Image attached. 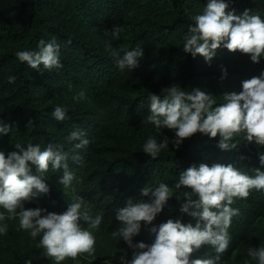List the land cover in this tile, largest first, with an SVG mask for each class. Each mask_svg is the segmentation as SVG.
<instances>
[{
	"label": "trees",
	"instance_id": "obj_1",
	"mask_svg": "<svg viewBox=\"0 0 264 264\" xmlns=\"http://www.w3.org/2000/svg\"><path fill=\"white\" fill-rule=\"evenodd\" d=\"M226 2V13L240 16L248 9L264 19V0ZM206 3L207 0H6L0 7V121L12 127L9 135L0 138V150L11 152L16 143L39 144L42 150L50 144H60L71 154L72 145L66 143L65 137L76 128L83 130L90 144L82 151L79 162L69 159L68 164L78 181L74 195L93 205V215L104 212L99 228L103 236L111 237L118 227L115 213L128 199H139L146 185L155 188L165 183L172 188L180 172L193 164H231L249 176L259 168L258 153H264V148L246 144L242 137L238 148L231 151L216 147L218 137L209 139L197 133L178 150L170 143L158 159H150L142 152L148 136L157 135L153 126L143 123L149 115L148 93L160 94L175 84L182 90L199 88L221 103L225 93L238 94L243 81L264 71V60L254 64L248 55L223 48L217 50L210 64L182 51L183 35L193 23L192 17L202 12ZM56 13L62 15L61 20L56 19ZM66 23L71 24V30ZM115 25L123 29L120 38L112 42L121 55L137 46L144 52L139 66L131 72L118 71L105 51L104 32ZM53 37L60 45L61 69L39 73L17 60L16 52L36 50L40 40L47 42ZM222 68L227 70L224 79ZM10 75L16 77L14 84L7 81ZM80 92L107 113L106 123L84 119L68 107V118L57 123L51 113L60 105L42 101L47 95L71 98ZM164 137L171 141L173 131L163 129L159 139ZM136 141L140 144H134ZM58 179L50 173L49 193L26 202L25 208L42 204L48 212L66 211L71 196L56 190L60 186ZM183 202V196L173 191L172 199L153 225L158 227L177 218L185 224L194 223L187 215L181 216ZM231 207L239 209V215L232 219L230 245L222 261L244 264L249 260V246L264 245V236L254 234V225L264 212V191L236 199ZM151 227H142L133 242L151 244L155 238ZM118 243L125 245L122 240ZM215 255L206 246L193 253L191 259ZM29 259L30 252L18 253L0 243V264H26Z\"/></svg>",
	"mask_w": 264,
	"mask_h": 264
},
{
	"label": "clouds",
	"instance_id": "obj_2",
	"mask_svg": "<svg viewBox=\"0 0 264 264\" xmlns=\"http://www.w3.org/2000/svg\"><path fill=\"white\" fill-rule=\"evenodd\" d=\"M228 7L226 0H207L183 35L182 51L193 59L200 56L210 64L217 50L223 48L230 53L246 54L252 63L259 64L264 60V19L248 9L240 16L226 13ZM122 31L119 25L105 31L104 44L115 68L124 73L139 66L144 52L137 46L121 55L112 42L120 38ZM15 56L39 73L63 67L55 37L47 42L40 40L36 50L18 51ZM226 75L227 70L222 68L221 78ZM7 81L14 84L16 77L10 75ZM84 98L83 92L73 97L74 101ZM220 99L222 102L218 103L217 97L199 88L182 90L175 84L160 94L148 93L149 115L143 123L153 126L157 135L148 136L142 152L150 159H158L163 150L169 149L170 143L178 150L185 140L197 133L209 139L218 137L216 147L221 151L236 150L241 137L246 144L264 148V71L258 77L243 81L238 94L225 93ZM67 113L68 109L61 105L54 108L51 116L61 123L68 118ZM28 126H32V121ZM163 129L173 131L171 141L167 137L159 139ZM11 132L12 127L0 121V138ZM65 141L72 145L71 154L60 144H50L42 150L39 144L16 143L11 152L0 150V236L8 232L5 221L17 219L18 230L26 231L33 240L40 237L38 247L54 264H62L67 258L78 264V257L95 256L94 232L99 230L104 212L93 215V205L84 197L74 195L76 176L68 161L82 159V151L90 144L86 133L76 128ZM258 158L259 168L255 169L254 176L231 164L200 163L180 172L172 188L165 183L155 188L143 187L140 198L128 199L114 216L118 227L111 237L117 242L122 240L132 252L131 259L120 256L119 264H223V254L230 245L229 228L232 219L239 215V209L231 205L236 199H247L253 191H264V171L260 170L264 168V153H258ZM50 173L59 177L63 193L71 196L66 211L58 214L41 207L26 209V202L49 193ZM173 191L183 196L184 202L179 208L181 216L187 215L194 223L185 224L177 218L168 219L158 227L153 225L172 199ZM150 225V232L155 234L153 242L134 243L141 228ZM206 246L215 251L214 257L191 259L193 253ZM247 256L249 260L244 264L250 261L264 264V245L249 246Z\"/></svg>",
	"mask_w": 264,
	"mask_h": 264
},
{
	"label": "rangeland",
	"instance_id": "obj_3",
	"mask_svg": "<svg viewBox=\"0 0 264 264\" xmlns=\"http://www.w3.org/2000/svg\"><path fill=\"white\" fill-rule=\"evenodd\" d=\"M6 0H0V7ZM57 20H61L62 15L60 13L54 14ZM70 29L71 24H65ZM71 30V29H70ZM97 46V44H96ZM98 47V46H97ZM74 97V96H73ZM73 97L66 98L64 96L52 95L42 98L43 103L46 105H62L70 108L72 111L80 114L84 119H89L93 122L106 123L108 121L107 113L100 108L88 95L85 94V98L79 101H74ZM134 144H140V141H136ZM78 181H73L74 191L77 190ZM56 190L62 191L61 186L56 187ZM66 194V193H65ZM70 197V195L66 194ZM37 207L45 208L42 204H38ZM8 224V232L4 236H0V243L3 242L5 246H9L11 250L18 253L30 252L29 261L31 264H54V260L46 256L44 250L38 247L40 237L33 240L26 231L18 230V220H6ZM87 227V225H85ZM254 234L264 236V212L257 219L254 225ZM96 238V253L93 258L81 259L78 257V264H119V257L125 256L126 259H131L132 252L127 249L126 245L118 243L110 236H103L101 232H94ZM233 259V255L231 260ZM62 264H77V261H73L67 258Z\"/></svg>",
	"mask_w": 264,
	"mask_h": 264
}]
</instances>
